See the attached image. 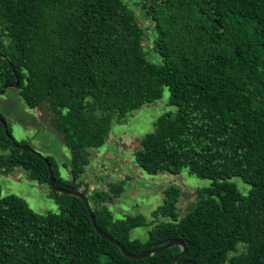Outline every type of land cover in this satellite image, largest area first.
Instances as JSON below:
<instances>
[{"label":"trees","instance_id":"1","mask_svg":"<svg viewBox=\"0 0 264 264\" xmlns=\"http://www.w3.org/2000/svg\"><path fill=\"white\" fill-rule=\"evenodd\" d=\"M139 4L160 64L147 58L144 27L126 0H0V94L17 85L30 108L46 103L72 164L65 180L52 157L16 147L0 112V173L25 169L60 209L39 213L17 194L0 197V264H173L181 251L123 255L97 233L81 198L51 188L48 164L58 187L85 186L97 226L132 254L179 239L187 249L177 264H264V0ZM165 86L176 112L142 137L135 161L149 174L189 168L212 185L182 217L180 189L170 186L155 220L117 219L104 202L123 187L89 194L81 181L90 150L105 145L115 118L159 100ZM233 177L250 185L247 194ZM149 225L146 240L131 238Z\"/></svg>","mask_w":264,"mask_h":264},{"label":"rangeland","instance_id":"2","mask_svg":"<svg viewBox=\"0 0 264 264\" xmlns=\"http://www.w3.org/2000/svg\"><path fill=\"white\" fill-rule=\"evenodd\" d=\"M126 1L144 27L143 44L147 58L160 64L162 58L153 47L155 34L151 18L143 11L139 0ZM5 41L8 42V38ZM170 97L171 92L165 86L159 100L130 112L125 118H115L105 145L90 150V163L81 181L88 186L89 194L100 190L111 194L112 183L123 187L121 193L104 202L117 219L144 215L148 222L155 220L152 213L164 203L165 190L170 186L180 189L177 207L182 217L197 205L203 191L212 185L211 179L201 178L191 173L189 168H184L179 174L166 171L149 174L135 161L142 137L154 131L158 118L166 113L175 114L176 107L170 104ZM0 112L5 117L14 140L27 143L44 157H52L60 175L65 180L72 179L71 149L66 145L64 134L56 129L55 116L48 110L46 103L30 108L22 100L18 87L11 86L0 94ZM0 154H3L1 148ZM232 181L242 193H248L250 185L240 177H233ZM84 187L82 185L80 190ZM11 193L22 197L36 212H60L55 200L48 195V186L31 179L23 168L0 173V197ZM163 220L165 218H159L157 222ZM151 227L149 225L132 229L131 238L146 240Z\"/></svg>","mask_w":264,"mask_h":264},{"label":"water","instance_id":"3","mask_svg":"<svg viewBox=\"0 0 264 264\" xmlns=\"http://www.w3.org/2000/svg\"><path fill=\"white\" fill-rule=\"evenodd\" d=\"M17 86V85H16ZM14 145L16 147H20L22 150L24 151H30V152H33L35 154H37L38 156L40 157H43L45 158L44 156H42L40 153L36 152L35 150H33L30 146H23V145H18L16 143V141L14 139H12ZM48 169H49V183H50V186L51 188L56 191V192H60V193H65V194H68V195H74V196H77L79 198H81L85 205H86V208L89 212V215H90V218H91V221L97 231V233L107 239L108 241L116 244L123 255L129 257V258H132V259H143V258H148L152 255H155L163 250H166V249H169L171 247H174L176 245L180 246L181 247V251L180 253L176 254L173 258V264H177V261H178V258L183 255L187 249L186 245L179 239H171L170 241H168L167 243H165L164 245H162L161 247H158L156 249H153V250H149V251H146L144 253H141V254H132L130 253L128 250L125 249V247L120 243L118 242L115 238H113L112 236H110L109 234L105 233L104 231H102L96 224V218H95V215H94V212H93V209H92V206H91V203L87 197V195H85L81 190H78V189H75V188H70V189H67V188H61V187H58L57 184H56V178H55V175L52 171V167L50 164H48ZM184 264H197V262L193 261V260H187L184 262Z\"/></svg>","mask_w":264,"mask_h":264}]
</instances>
